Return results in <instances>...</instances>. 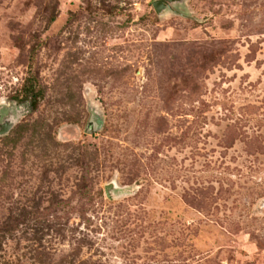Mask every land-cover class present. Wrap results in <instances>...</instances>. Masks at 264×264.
Masks as SVG:
<instances>
[{"label": "rangeland", "instance_id": "rangeland-1", "mask_svg": "<svg viewBox=\"0 0 264 264\" xmlns=\"http://www.w3.org/2000/svg\"><path fill=\"white\" fill-rule=\"evenodd\" d=\"M155 1L0 0V264H264V0Z\"/></svg>", "mask_w": 264, "mask_h": 264}, {"label": "water", "instance_id": "water-1", "mask_svg": "<svg viewBox=\"0 0 264 264\" xmlns=\"http://www.w3.org/2000/svg\"><path fill=\"white\" fill-rule=\"evenodd\" d=\"M183 0H157L153 2V7L159 17L166 16L170 11L175 12V8L179 4H182ZM18 118L9 117L8 119L0 112V138L8 135L13 128L16 126ZM101 128V121L95 116L92 115L90 118L87 133L91 134ZM119 186L117 182H112L105 187L106 195L110 200H114L117 197V191Z\"/></svg>", "mask_w": 264, "mask_h": 264}, {"label": "trees", "instance_id": "trees-1", "mask_svg": "<svg viewBox=\"0 0 264 264\" xmlns=\"http://www.w3.org/2000/svg\"><path fill=\"white\" fill-rule=\"evenodd\" d=\"M24 95H25V98L30 97L31 95H35V87L33 83L29 82V85L25 86ZM33 104H34V108H37L38 101H35Z\"/></svg>", "mask_w": 264, "mask_h": 264}, {"label": "flooded vegetation", "instance_id": "flooded-vegetation-1", "mask_svg": "<svg viewBox=\"0 0 264 264\" xmlns=\"http://www.w3.org/2000/svg\"><path fill=\"white\" fill-rule=\"evenodd\" d=\"M92 117V116H91Z\"/></svg>", "mask_w": 264, "mask_h": 264}]
</instances>
